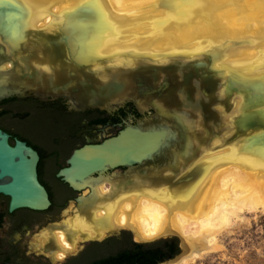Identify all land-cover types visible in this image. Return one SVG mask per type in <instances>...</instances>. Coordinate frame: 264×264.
I'll return each mask as SVG.
<instances>
[{
    "label": "water",
    "instance_id": "1",
    "mask_svg": "<svg viewBox=\"0 0 264 264\" xmlns=\"http://www.w3.org/2000/svg\"><path fill=\"white\" fill-rule=\"evenodd\" d=\"M21 1L24 4L0 0V101L27 93L104 107L135 99L156 111L154 118L75 150L60 176L76 190L92 189L88 197L78 198L84 207L98 199L94 183L111 169L128 168L127 189L174 188L198 177L199 170L178 176L181 167L195 159L198 145L220 136H225L220 147L240 144L247 134L264 129V71L247 74L237 62L213 67L221 57L209 66L203 63L208 52L191 60L179 55L163 62H114L94 49L108 28L101 13L80 12L78 5L62 18L38 26L31 7ZM254 41L239 40L236 46ZM8 140L9 134L0 128V194L11 197V209H46L51 201L38 179L37 152L25 142L17 140L12 146ZM155 163H163L156 175L140 178L132 172L136 165L147 169Z\"/></svg>",
    "mask_w": 264,
    "mask_h": 264
},
{
    "label": "bare ground",
    "instance_id": "2",
    "mask_svg": "<svg viewBox=\"0 0 264 264\" xmlns=\"http://www.w3.org/2000/svg\"><path fill=\"white\" fill-rule=\"evenodd\" d=\"M24 1L38 18V26L62 18L82 3L97 6L108 28L95 41L94 49L102 57H113L114 62H163L179 58L171 55L177 48L196 55L209 49L216 33L224 32L229 35V47L222 48L225 53L220 64L249 65L247 74L264 71V0ZM251 38L256 40L253 44L242 42L236 46L239 40ZM144 52L155 55L139 59ZM238 103L236 98L235 110ZM224 137L198 145L193 162L179 170L181 176L198 170L194 165H199L196 180L174 188L144 186L142 191L110 198L102 210L95 213L91 209L88 214L91 220L101 217L94 221L96 224L106 223L103 229L92 227L91 231L101 234L125 228L141 241L178 235L187 254L175 264H189L216 250L220 244L217 235L238 211L259 205L264 209V153L239 152V143L220 147ZM65 221L85 228L84 222L70 215ZM58 235L65 241L63 231Z\"/></svg>",
    "mask_w": 264,
    "mask_h": 264
},
{
    "label": "flooded vegetation",
    "instance_id": "3",
    "mask_svg": "<svg viewBox=\"0 0 264 264\" xmlns=\"http://www.w3.org/2000/svg\"><path fill=\"white\" fill-rule=\"evenodd\" d=\"M1 117H10L15 124L11 127L0 122L12 146L19 140L37 152L38 179L46 188L51 204L42 210L11 209V197L0 194V264H165L175 261L184 252L177 236L162 244L149 245L152 240H137L132 231L125 228L111 235L108 231L101 234L91 231L92 227L103 229L106 224L99 222L102 225H98L94 221L101 217L91 220L88 215L91 209L99 212L110 202L111 199L105 201V197L139 192L126 188L128 168L111 169L103 179L97 180L94 184L98 199L85 207L78 198L88 197L92 189L87 186L76 190L60 176L61 170L70 166L69 159L75 150L101 143L129 125L156 117V111L148 102L139 104L131 99L104 107L79 103L69 97H38L27 93L2 99ZM162 164L155 163L147 169L136 165L132 172L140 178L148 173L156 175L157 166ZM69 208L71 218L84 222L85 228L65 221ZM59 231L64 232L65 241L58 235ZM128 241L131 247L127 246Z\"/></svg>",
    "mask_w": 264,
    "mask_h": 264
},
{
    "label": "rangeland",
    "instance_id": "4",
    "mask_svg": "<svg viewBox=\"0 0 264 264\" xmlns=\"http://www.w3.org/2000/svg\"><path fill=\"white\" fill-rule=\"evenodd\" d=\"M19 1L24 4L23 1ZM78 10L86 14L90 12H97L98 14L100 13L97 6H94V4H91V2L80 4ZM262 31H264V29ZM239 36L240 35H238V37ZM210 40V47L204 52L197 51V54L194 55L192 54L193 52L187 51L184 48H177L178 50H173V53L171 55H175L176 57H179V55H181L184 59L191 60L202 53L208 52V61L206 62L205 59L203 60V63H206L210 66L212 65V61L214 59L223 57V53L225 52H222L221 50L224 46L229 47V44H227L229 42V35L224 32L216 33L214 38H211ZM150 55L153 56L155 54L144 52L138 55V57L139 59H146ZM214 63L215 64L212 66H221L219 59H216ZM241 66L246 69L249 65ZM226 69L228 70V74H230V69H228V67ZM232 73L236 76V73H234V71ZM0 122L6 126H15L10 117H1ZM238 146L239 152L252 151L264 153V129L257 133L247 134V136H244L242 142L238 144ZM261 158L264 159V156ZM208 164L209 162H207V165ZM194 167H198L200 169L199 165H194ZM66 216L69 217V214ZM127 235L129 237L131 236L130 234ZM171 237H176V235H170L152 240L153 242L149 243V245L162 244L165 240L171 239ZM217 238L220 244L216 250L205 254L204 256L196 259L193 262H190L189 264H264L263 207L259 205L256 209H246L238 211V214L232 217L230 225L224 228L222 232L217 235ZM179 243L181 244V239H179ZM127 246H132L130 241L127 242ZM185 254H187V252H183L179 258H176L175 261H171L172 263L170 264L179 262L182 256H185Z\"/></svg>",
    "mask_w": 264,
    "mask_h": 264
}]
</instances>
